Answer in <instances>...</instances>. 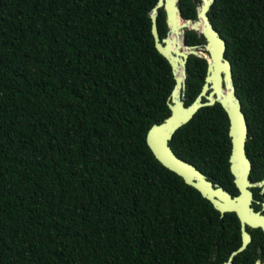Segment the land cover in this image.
Returning a JSON list of instances; mask_svg holds the SVG:
<instances>
[{
  "label": "trees",
  "instance_id": "16d2710c",
  "mask_svg": "<svg viewBox=\"0 0 264 264\" xmlns=\"http://www.w3.org/2000/svg\"><path fill=\"white\" fill-rule=\"evenodd\" d=\"M199 0H179L194 19ZM157 0H0V264H209L229 213L163 166L146 142L174 77L156 50ZM245 115L250 180L264 178V0L208 11ZM160 37L167 32L159 9ZM194 30L186 45L203 43ZM206 61L189 55L184 104ZM228 117L204 106L175 154L236 193Z\"/></svg>",
  "mask_w": 264,
  "mask_h": 264
},
{
  "label": "water",
  "instance_id": "95a60500",
  "mask_svg": "<svg viewBox=\"0 0 264 264\" xmlns=\"http://www.w3.org/2000/svg\"><path fill=\"white\" fill-rule=\"evenodd\" d=\"M214 0H200L196 19L183 18L178 5L179 0H157L150 11L151 34L156 50L168 61L174 77V86L168 99L170 113L161 122L151 125L146 134V142L155 158L166 168L183 178L186 184L197 189L219 211L220 216L235 211L243 222L257 220L259 213L251 207L250 187L264 185V178L251 181V162L246 154L248 125L235 93L231 63L225 56L226 43L213 27L208 11ZM165 12L167 32L159 36L157 16L159 9ZM199 32L205 38V52L194 45L184 42V30ZM189 55L207 60V72L204 84L197 97L188 105L184 104L186 62ZM219 103L228 117V136L230 153L229 170L238 194L232 195L217 183H213L194 164L177 156L169 145L175 131L187 123L198 109Z\"/></svg>",
  "mask_w": 264,
  "mask_h": 264
},
{
  "label": "flooded vegetation",
  "instance_id": "af4514ba",
  "mask_svg": "<svg viewBox=\"0 0 264 264\" xmlns=\"http://www.w3.org/2000/svg\"><path fill=\"white\" fill-rule=\"evenodd\" d=\"M199 5L200 0L197 2V7ZM194 19H196V16ZM203 39V43L194 44V46L197 50L206 53L204 48L205 38L203 37ZM205 61L206 76L207 60L205 59ZM250 190L252 192L251 207L259 213L257 220L255 223H242L235 211L226 212L229 213L227 234L219 243L217 251L212 255L209 264H264V185L252 186ZM231 194H238V189L236 193Z\"/></svg>",
  "mask_w": 264,
  "mask_h": 264
},
{
  "label": "rangeland",
  "instance_id": "374dc122",
  "mask_svg": "<svg viewBox=\"0 0 264 264\" xmlns=\"http://www.w3.org/2000/svg\"><path fill=\"white\" fill-rule=\"evenodd\" d=\"M186 30V29H185ZM185 30H184V32H185Z\"/></svg>",
  "mask_w": 264,
  "mask_h": 264
}]
</instances>
